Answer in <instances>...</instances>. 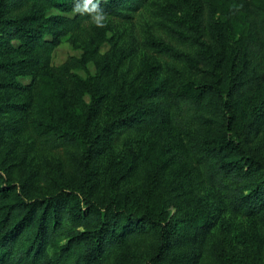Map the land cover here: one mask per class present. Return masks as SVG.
<instances>
[{
    "label": "trees",
    "instance_id": "16d2710c",
    "mask_svg": "<svg viewBox=\"0 0 264 264\" xmlns=\"http://www.w3.org/2000/svg\"><path fill=\"white\" fill-rule=\"evenodd\" d=\"M146 1L99 4L127 22ZM96 2L0 0V264H233L217 227L236 218L259 264L264 2L160 15L177 46L144 42L165 58L146 71L132 45L99 52ZM65 37L94 47L53 66Z\"/></svg>",
    "mask_w": 264,
    "mask_h": 264
},
{
    "label": "rangeland",
    "instance_id": "374dc122",
    "mask_svg": "<svg viewBox=\"0 0 264 264\" xmlns=\"http://www.w3.org/2000/svg\"><path fill=\"white\" fill-rule=\"evenodd\" d=\"M262 1L264 2V0ZM199 4V0H147L145 4L142 3L140 5L139 10L127 22L117 18H105L102 24V35H104V38L99 45V52L104 54L111 49V44L116 41L124 45V47L132 45L135 48L134 61L137 68L146 71L149 68L155 67L165 62V58L159 56L147 45H144V42L149 43L152 40H162L171 46H177L159 26L158 23L161 20L160 15L164 14L177 22L185 23V25H187V22L193 24L192 11L199 8ZM26 7L21 8V10ZM59 14L60 12L55 9H49L43 12L44 17ZM88 24L91 26L95 23L92 20ZM87 40L88 38L84 40L85 42L80 40L73 44L68 37L63 38L51 54V65L59 66L70 57L80 58L85 48L94 47ZM17 45L15 43V46ZM229 45L227 44V48L230 47ZM227 48L223 47L224 50H227ZM232 56H235V54H232ZM125 62L129 64L128 60ZM73 72L82 78H86L89 75H95L96 68L93 63H88L85 70L76 69ZM16 81L25 85L30 82V77H19ZM85 99L88 101L87 97ZM117 141V146L119 148L122 147V138L118 137ZM169 211L171 215L175 212L172 207L169 208ZM217 229H219L232 263L248 264L247 239L250 235L249 222L243 218L231 219L224 225H219ZM258 262L259 264H264V246Z\"/></svg>",
    "mask_w": 264,
    "mask_h": 264
},
{
    "label": "clouds",
    "instance_id": "9594fccd",
    "mask_svg": "<svg viewBox=\"0 0 264 264\" xmlns=\"http://www.w3.org/2000/svg\"><path fill=\"white\" fill-rule=\"evenodd\" d=\"M89 3H91V0H88ZM84 8H87V3L84 5ZM93 9L95 10V15L92 17L93 23H95L97 26H102L103 21L105 19V13L103 9L100 7L99 0L95 4H93ZM74 11H81V8L79 5H76L74 7Z\"/></svg>",
    "mask_w": 264,
    "mask_h": 264
}]
</instances>
